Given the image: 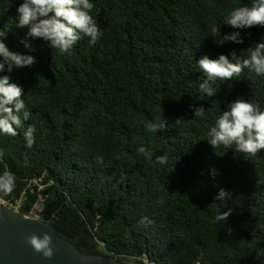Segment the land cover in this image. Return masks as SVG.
I'll return each mask as SVG.
<instances>
[{"label":"trees","instance_id":"1","mask_svg":"<svg viewBox=\"0 0 264 264\" xmlns=\"http://www.w3.org/2000/svg\"><path fill=\"white\" fill-rule=\"evenodd\" d=\"M22 2L0 0L4 43L35 57L31 67L0 72L23 88L31 113L17 136L0 133V174L15 176L4 201L23 197V216L42 198L40 219L86 255L264 264V150L246 156L206 140L237 97L264 110V76L244 69L237 81H216L207 97L196 63L233 51L242 60L264 41V27L241 30L242 44L218 46L211 36L234 31L224 18L252 0H90L102 36L94 45L83 36L63 55L17 26ZM190 106L205 115L194 117ZM157 121L166 127L150 132ZM29 125L31 148L23 136ZM140 146L153 152L151 161ZM164 154L168 163L157 164ZM221 188L230 193L225 201L215 199ZM229 209L228 220L216 222Z\"/></svg>","mask_w":264,"mask_h":264},{"label":"clouds","instance_id":"2","mask_svg":"<svg viewBox=\"0 0 264 264\" xmlns=\"http://www.w3.org/2000/svg\"><path fill=\"white\" fill-rule=\"evenodd\" d=\"M94 4L90 0H23L17 8V26L28 27L27 38L41 39L51 49H56L60 54H67L74 48L83 36L89 38L94 45L102 36L100 26L90 15ZM223 25L229 26L234 31L220 36L211 35L218 46L226 42L242 44L241 30L254 27H264V0H252L250 5L234 8L223 21ZM5 33L0 32V72L13 68H28L34 65L35 57L21 55L9 50L4 43ZM25 46L31 48L27 41ZM248 57L239 59L235 51L229 55L220 54L212 59L207 55L201 57L196 63L205 76L199 89L207 97L214 96L218 89L213 87L216 81L228 82L239 80L244 69L255 72L258 76H264V41L254 43L247 48ZM23 88L16 83H10L7 75L0 76V133L8 136H17L18 129L24 127V122L29 120L31 113L26 109ZM194 117H203V106H190ZM166 127L165 122H154L148 126L150 132L157 133ZM35 128L29 125L23 136L27 148L35 143ZM207 142L216 150L223 146L226 149L246 156H255L264 150V110L259 103H253L237 97L228 104L227 110L215 120L214 126L207 133ZM137 152L146 159L152 160L153 152L140 146ZM5 155L0 150V158ZM98 162L102 163V160ZM155 162L160 165L168 163L166 154L156 156ZM15 189V176L5 171L0 174V204L4 198L10 196ZM230 198V193L220 189L216 200L225 201ZM159 203H163V198ZM232 209L219 213L215 220L220 223L228 220ZM141 223H151L147 217L141 219ZM26 243L33 251L45 259H52L54 248L52 236L45 232L42 236L31 234L26 237Z\"/></svg>","mask_w":264,"mask_h":264},{"label":"water","instance_id":"3","mask_svg":"<svg viewBox=\"0 0 264 264\" xmlns=\"http://www.w3.org/2000/svg\"><path fill=\"white\" fill-rule=\"evenodd\" d=\"M52 236L54 256L45 259L26 243L31 234ZM0 264H127L115 258L86 255L54 228L36 218L21 216L18 212L0 205Z\"/></svg>","mask_w":264,"mask_h":264},{"label":"built area","instance_id":"4","mask_svg":"<svg viewBox=\"0 0 264 264\" xmlns=\"http://www.w3.org/2000/svg\"><path fill=\"white\" fill-rule=\"evenodd\" d=\"M34 183H36L34 181ZM42 188V187H40ZM24 201V198L21 197L20 199L16 200L15 203H11V202H8V201H4L2 204L0 205H3V206H6L16 212L19 213V209L21 207V204L23 203ZM42 201L43 199L41 198L40 200H38L34 205L33 207L30 209L29 212H27L26 214H24L23 216L24 217H27V218H36V219H40V215H39V212L41 210V207H42ZM144 263L143 264H154V263H151L149 262L147 259H145L143 261Z\"/></svg>","mask_w":264,"mask_h":264},{"label":"rangeland","instance_id":"5","mask_svg":"<svg viewBox=\"0 0 264 264\" xmlns=\"http://www.w3.org/2000/svg\"><path fill=\"white\" fill-rule=\"evenodd\" d=\"M127 264H132V263H127Z\"/></svg>","mask_w":264,"mask_h":264}]
</instances>
